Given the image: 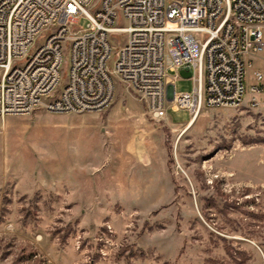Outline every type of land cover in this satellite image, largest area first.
<instances>
[{
  "label": "rangeland",
  "instance_id": "1",
  "mask_svg": "<svg viewBox=\"0 0 264 264\" xmlns=\"http://www.w3.org/2000/svg\"><path fill=\"white\" fill-rule=\"evenodd\" d=\"M115 80L101 111L0 116V264H264L260 102L187 127V110L155 120Z\"/></svg>",
  "mask_w": 264,
  "mask_h": 264
},
{
  "label": "built area",
  "instance_id": "2",
  "mask_svg": "<svg viewBox=\"0 0 264 264\" xmlns=\"http://www.w3.org/2000/svg\"><path fill=\"white\" fill-rule=\"evenodd\" d=\"M113 34L125 40L114 43ZM261 56L264 0H0V116L101 111L117 78L153 119L172 108L192 121L205 107H241L247 67ZM183 69L192 86L177 91L174 84L168 99V74ZM254 75L252 90L264 94V67Z\"/></svg>",
  "mask_w": 264,
  "mask_h": 264
},
{
  "label": "crops",
  "instance_id": "3",
  "mask_svg": "<svg viewBox=\"0 0 264 264\" xmlns=\"http://www.w3.org/2000/svg\"><path fill=\"white\" fill-rule=\"evenodd\" d=\"M250 67V70L247 73V79H248V83H247V96H245L244 98V104L245 105H250L251 100L254 98L255 100H258L260 102V104L257 106L258 108H264V106H262L261 101L264 98V94L263 92H256L252 90V86L257 84V81L255 79V75L254 72L255 70L259 69V68H263L264 67V56L261 57H252V65L248 66L247 68ZM186 72H189V70L187 69H183ZM183 70H180L179 73ZM176 76L175 73L174 74H168L167 77V84H176V79L179 76ZM190 78V77H189Z\"/></svg>",
  "mask_w": 264,
  "mask_h": 264
},
{
  "label": "water",
  "instance_id": "4",
  "mask_svg": "<svg viewBox=\"0 0 264 264\" xmlns=\"http://www.w3.org/2000/svg\"><path fill=\"white\" fill-rule=\"evenodd\" d=\"M173 94H174V85L173 84L167 85V98L172 99Z\"/></svg>",
  "mask_w": 264,
  "mask_h": 264
},
{
  "label": "bare ground",
  "instance_id": "5",
  "mask_svg": "<svg viewBox=\"0 0 264 264\" xmlns=\"http://www.w3.org/2000/svg\"><path fill=\"white\" fill-rule=\"evenodd\" d=\"M194 122V120H192V121H190V122H188V125H187V127H189L192 123Z\"/></svg>",
  "mask_w": 264,
  "mask_h": 264
}]
</instances>
